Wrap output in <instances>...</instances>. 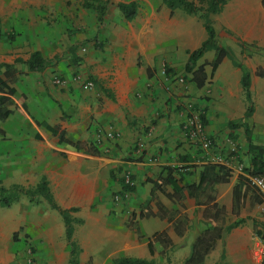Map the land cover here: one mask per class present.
Wrapping results in <instances>:
<instances>
[{
  "label": "crops",
  "instance_id": "crops-1",
  "mask_svg": "<svg viewBox=\"0 0 264 264\" xmlns=\"http://www.w3.org/2000/svg\"><path fill=\"white\" fill-rule=\"evenodd\" d=\"M142 2L132 22L116 6L122 21L113 22L109 13L100 21L82 0H0V63L14 66L17 78L10 83L14 113L0 121L6 140L0 167L16 184L36 187L45 179L58 206L80 210L72 216L82 223L74 232L82 249L79 264H113L122 257L185 264L206 207L188 191L181 200L171 198L174 186L168 181L198 184L208 165L184 132L192 115L202 114L216 152L236 156L245 172L253 169L255 148L264 149V0H231L211 16L242 68L226 58L213 71L216 52L206 53L199 62L209 78L202 89L187 82L185 67L188 52L208 39L204 21L180 10L172 14L161 0ZM35 52L58 60L43 72L18 63ZM244 70L254 106L247 128L233 126L248 109ZM56 78L63 84L56 85ZM112 130L117 140L104 137ZM62 135L70 143L60 142ZM94 143L98 155L88 152ZM127 173L134 189L115 204L112 197L123 191ZM245 174L233 170L230 182L216 187L217 203L227 212L222 227L242 224L217 242L205 264H260L256 248L264 236V200ZM238 185L245 201L235 216ZM178 219L185 222L181 233ZM0 223V233L13 234L21 226L20 219L2 215ZM163 232L172 247L156 244L152 253L150 238ZM69 252L57 254L59 264H69ZM0 264L6 263L0 258Z\"/></svg>",
  "mask_w": 264,
  "mask_h": 264
},
{
  "label": "trees",
  "instance_id": "trees-1",
  "mask_svg": "<svg viewBox=\"0 0 264 264\" xmlns=\"http://www.w3.org/2000/svg\"><path fill=\"white\" fill-rule=\"evenodd\" d=\"M162 3L172 12V14L178 10L183 11L188 16L200 17L204 21V27L207 31L208 39L202 44V46L193 52H188L189 59L185 67L186 80L188 83L196 85L199 89L206 86L208 82V75L205 70V65H199V62L203 59L206 53L215 51L216 57L212 64L213 71L224 61V59H231L234 64L241 67L233 52L227 46L220 45V38L217 35L211 21L212 15L220 14L224 7L231 0H161ZM109 2L106 0H82V6L87 10H95L98 13V19L102 21L107 15V8ZM117 8L123 15L126 22H132L136 19L139 13L140 4L137 1L130 3H119ZM243 50H248L250 47L244 43H241ZM74 51V50H73ZM57 58L53 61L47 60L40 52H35L31 55L27 62H18L27 66L31 72H43L49 67L53 66L57 62ZM242 68V67H241ZM16 70L14 66H9L0 63V121L7 120L13 113V107L15 105L16 91L10 86V83H14ZM261 75V73H260ZM243 89L248 101V109L245 115V119L233 126L248 127L246 121L253 115L254 106L251 96V81L250 74L244 70ZM52 134L58 135L59 130L46 126ZM0 134L4 135V131L0 129ZM60 142H68L62 135ZM80 149L79 146H77ZM257 153L253 161V169L247 170V173L253 176L264 175V149L255 148ZM91 155L99 154V145L94 143L88 150ZM231 172L222 166L207 165L204 166V171L201 174L200 182L198 184L185 185L184 187L178 186L173 183L174 194L171 198L181 200V193L188 191L190 197L198 198L199 205L206 207L204 213V226L197 236L194 244L192 245L191 254L185 261V264H205L207 257L215 249L219 240L223 239L234 228L239 227L242 221L235 222L226 228L222 227V221L224 220L227 212L224 207H221L217 203V190L216 187L221 184H227L230 182ZM248 181V180H247ZM246 185V184H245ZM123 191L120 193L133 191L134 187L125 184L122 180ZM241 185H238L234 189V208L233 214L235 216L240 215V211L244 204L245 192ZM25 196L30 202L36 203L40 199H43L47 204L55 211H57L65 225L66 241L69 247V264H79V256L82 253V249L74 241V224L77 223L72 218V213H77V209L66 210L61 208L55 202L52 193L48 187L47 181L44 179L35 188L25 189L20 185H13L12 187H5L0 183V209H10L13 205L19 202L20 198ZM176 230L181 233L185 222L183 219L175 221ZM264 238V236H263ZM160 245L163 249L172 247V242L167 232L158 233L150 238V250L154 253L155 245ZM113 264H159L155 261H146L137 258L122 257L113 261Z\"/></svg>",
  "mask_w": 264,
  "mask_h": 264
},
{
  "label": "rangeland",
  "instance_id": "rangeland-1",
  "mask_svg": "<svg viewBox=\"0 0 264 264\" xmlns=\"http://www.w3.org/2000/svg\"><path fill=\"white\" fill-rule=\"evenodd\" d=\"M137 1L142 8V0H111L107 8L109 18L113 22L122 21L116 6L118 3H130ZM145 5L146 1H143ZM98 14L97 11H92ZM220 45L228 47L227 40H219ZM6 140L0 135V151ZM16 179L9 180L5 175V169L0 167V183L5 187L20 185L25 189L35 188L32 184H16ZM113 198V197H112ZM77 213L80 211L77 209ZM72 213L71 216H74ZM3 219L17 218L21 220L19 230L13 234L0 233V258L6 264H59L57 254H67L69 247L66 241L64 223L61 215L53 210L45 200L40 199L36 203L30 202L22 196L18 203L10 209H0ZM73 218V217H72ZM77 222V221H75ZM2 225V223H0ZM82 223H75L77 226Z\"/></svg>",
  "mask_w": 264,
  "mask_h": 264
},
{
  "label": "built area",
  "instance_id": "built-area-1",
  "mask_svg": "<svg viewBox=\"0 0 264 264\" xmlns=\"http://www.w3.org/2000/svg\"><path fill=\"white\" fill-rule=\"evenodd\" d=\"M56 85H62L63 80L61 78L55 79ZM86 87L91 89L93 84L91 82L86 83ZM202 114L198 113L196 115H192L189 120L184 124V132L189 141H191L194 145H196L204 156V159L208 161V165L222 166L228 169L231 173L234 170L239 171L240 173H246V178L248 180L249 186L255 190L264 200V175L262 176H253L249 173L245 172L243 165L238 163L236 156L224 155L223 153L216 152V148L214 145L213 139L206 133L205 126L202 121ZM105 138L108 140L114 141L119 137L118 134L112 130L110 132L105 133ZM100 140V139H98ZM99 144V141H97ZM126 185L134 187V183L132 180V176L130 173H127L125 176ZM126 198L125 193L116 194L113 197V202L115 204H121ZM259 245L256 248V255L260 262V264H264V238H261L258 241ZM31 264V260H29Z\"/></svg>",
  "mask_w": 264,
  "mask_h": 264
}]
</instances>
